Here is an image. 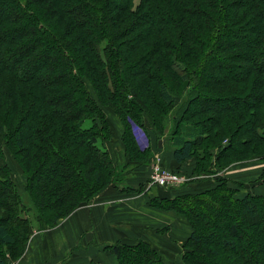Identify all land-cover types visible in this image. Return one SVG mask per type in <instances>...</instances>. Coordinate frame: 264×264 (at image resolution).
I'll return each mask as SVG.
<instances>
[{"label":"trees","instance_id":"obj_1","mask_svg":"<svg viewBox=\"0 0 264 264\" xmlns=\"http://www.w3.org/2000/svg\"><path fill=\"white\" fill-rule=\"evenodd\" d=\"M246 30L242 44L232 40ZM218 102L230 104L196 107ZM144 116L154 149L178 164L194 160L196 176L264 159V0H0V138L22 170L39 226L58 225L116 186L107 143L145 162L149 152L138 150L128 121L139 125ZM224 182L152 201L190 223L183 264H264V196L235 198L238 188ZM21 213L0 149V264L24 253L31 225ZM104 250L118 264H163L143 241Z\"/></svg>","mask_w":264,"mask_h":264},{"label":"crops","instance_id":"obj_2","mask_svg":"<svg viewBox=\"0 0 264 264\" xmlns=\"http://www.w3.org/2000/svg\"><path fill=\"white\" fill-rule=\"evenodd\" d=\"M114 122L113 126L117 127L115 120ZM160 142L162 147V140ZM115 148L118 149L116 152L119 156L118 160L120 162L128 160L129 167L135 169L133 170L135 177L129 176L128 173L124 177L123 184L126 186L136 187L148 180L154 164L168 171L180 168L181 171L194 172V160L178 164L172 153L164 151L163 148L157 150L153 147L150 159L144 163L130 162L120 145L116 144ZM213 186V181L194 182L188 186L176 187V189L147 186L150 189L148 191L143 189L141 194L121 191L116 186L108 187L89 205L80 206L71 215L69 218L71 221L66 225L67 229L63 234L62 245L55 243L52 235H48L39 249L28 245L21 260L16 264H54L66 256L67 258L63 260L64 264H118L116 257L106 253L104 248L116 242L131 245L141 241L151 245L163 257L164 262L166 258L179 259L182 251L181 243L190 236L191 229L186 219L180 214L150 207L149 199L171 200L183 195L200 194L210 190ZM251 186L238 189L237 197L259 194L256 191V185ZM159 232L165 234L160 235ZM183 232L184 237L182 238ZM32 241L33 239L30 244ZM75 245L82 248L76 255L71 256L70 250Z\"/></svg>","mask_w":264,"mask_h":264},{"label":"rangeland","instance_id":"obj_3","mask_svg":"<svg viewBox=\"0 0 264 264\" xmlns=\"http://www.w3.org/2000/svg\"><path fill=\"white\" fill-rule=\"evenodd\" d=\"M7 8L8 6H6V12L7 13ZM247 32H243V36H238V37H234L232 40L234 42L237 43H243L245 41V37L248 36L249 34V30H246ZM212 67H215L214 65H211ZM219 68L221 70H223L224 72H226V68L225 66H219ZM138 67H135V70H137ZM86 84V89L89 92L90 96L92 98L95 99V95L94 92L92 90V88L88 85V82H85ZM180 100H177L176 102V106L172 108V110H170V113L167 115V119L165 120V124H164V135H167L170 131H172L173 127H172V116L174 113H176L179 105H180ZM226 104H230L229 102H218V103H210V104H204V103H198L196 104V107H203L205 105L210 106L211 108H216V107H221L223 105ZM104 114L107 115L106 117L108 118V120L114 119V117L112 116L113 114L108 111L107 109H102ZM115 120V119H114ZM116 121V120H115ZM129 124H130V129L131 132L133 134V138L135 141V144L138 148V150L142 153H147L148 154V159H150V155L152 153L153 147L151 146V142L149 141V138L147 137L148 133L144 130V128L142 126H145L148 130L151 129V125L148 122V119L146 116H144L143 118L140 119L141 124H135L133 123L131 120H128ZM117 124V123H116ZM114 125V122H113ZM118 127V125H117ZM28 128L24 125L22 126V131L25 132ZM119 130V128H118ZM150 134V133H149ZM115 138H112V140L114 141ZM225 143V142H224ZM117 143H115L116 145ZM108 148L111 151V156L113 157L114 161H115V165H116V173L119 174L120 177V181L116 184V187L121 190V191H125L128 192L129 190L131 192L129 193H133V194H141L143 189H146V191H148L149 189L147 188L146 182H148V180H146L144 183L136 186V187H130V186H126L123 184L124 181V177L127 175L135 177V173L131 167H129V163L128 160L127 162L118 160L119 156L116 155V152L118 151V149L115 148L114 142H110L107 143ZM0 149L2 151V156L4 157V160L8 166L9 169V173H10V179L12 180L13 184L16 187L17 193L20 196V201H21V205H22V213L21 216L24 218H28L30 221V225H31V236L29 238V240L26 242V244L24 245V248L27 249V247H29L28 245H30L32 248L35 249H39L40 246H42V243L44 242V239L48 236V235H52V240L55 243L58 244H63V234L64 231L67 229V224L71 221L69 220V218L71 217V215L79 208L77 207L71 214H69L67 217H65V219H63L61 222H59L58 225H55L52 228H47L44 229L41 226L38 225V223L35 221V215L36 213L34 212V209L30 203V200L28 199L26 193H25V188H26V183L23 179V175H22V170L19 168V165L16 163V161L14 160L13 155L11 154L10 150L7 148L5 142L0 138ZM125 154V153H124ZM117 156V157H116ZM146 160H144L145 162H147ZM143 161V162H144ZM132 163H139V162H132ZM155 165V164H154ZM48 169L49 167H45L44 169ZM43 170L40 174L41 176H45L46 174H48V170ZM177 173L183 175V176H187V178L189 179L185 184H183L182 186H188L189 184H192L194 182H203V181H213L214 182V186L213 188H211L210 190L216 188L220 183L221 180L225 181L224 183H227L228 187L230 186V189H233L235 187H237L238 189H243L246 187H252V184H255V188L256 191L259 194H254V195H258V196H264V182L260 181V177L264 172V159H262V157H250V159H247L246 161H240L237 163H231L229 166H227L225 169H217L214 168L211 173L212 174H200L198 176L194 175L193 172L189 173L188 171H180V170H174ZM249 177H251V179H249ZM242 182L240 183L241 185H237L238 182ZM111 187V186H110ZM181 187V186H179ZM176 189V187H173V189ZM260 189V190H259ZM234 190V189H233ZM209 191V190H208ZM204 193V192H203ZM262 194V195H261ZM234 197H237V194H234ZM242 197V196H240ZM156 199V198H151L149 199V206H152V201ZM165 211V210H164ZM182 216V215H181ZM183 218L186 219V217L182 216ZM189 229H191L192 232V228L190 226L189 221L186 219ZM216 236H220L223 235V227L224 224H222V222H218L216 224ZM205 231H209V229L205 228ZM218 229V230H217ZM46 232V233H45ZM160 235H164L162 232H159ZM33 237V238H32ZM184 237V232L182 234V238ZM189 237V236H188ZM188 237L181 243L183 245V243L188 239ZM240 238H243V231L240 232ZM33 239L32 243L30 244V241ZM182 240V239H181ZM134 243V242H133ZM215 245L219 244V240L216 237V240L214 241ZM244 242L241 244L243 246ZM81 245V244H79ZM134 245V244H131ZM78 247L77 251L72 250L73 248ZM71 250H70V255H76L77 252L82 248L81 246L75 245ZM244 248V247H243ZM6 250V249H4ZM25 252V249H24ZM182 253H183V249L181 251V255H179V259L178 258H166L165 262L163 257L161 256L162 260H163V264H183L182 262ZM7 255V254H6ZM24 254L21 255V257H19V259H17L14 262H11L10 264H16L18 261H20ZM79 259V256H77ZM66 257L61 258L59 260H57L56 262H54V264H64L63 260L66 259ZM67 262V260L65 261ZM254 264H258V263H254Z\"/></svg>","mask_w":264,"mask_h":264},{"label":"built area","instance_id":"obj_4","mask_svg":"<svg viewBox=\"0 0 264 264\" xmlns=\"http://www.w3.org/2000/svg\"><path fill=\"white\" fill-rule=\"evenodd\" d=\"M189 179L183 175L164 170L160 165H153L150 171L148 187L173 188L185 184Z\"/></svg>","mask_w":264,"mask_h":264},{"label":"water","instance_id":"obj_5","mask_svg":"<svg viewBox=\"0 0 264 264\" xmlns=\"http://www.w3.org/2000/svg\"><path fill=\"white\" fill-rule=\"evenodd\" d=\"M158 145H159V147H161V142L160 141L158 142Z\"/></svg>","mask_w":264,"mask_h":264}]
</instances>
